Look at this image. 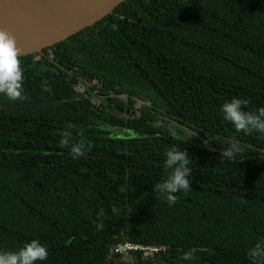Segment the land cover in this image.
<instances>
[{
    "label": "trees",
    "instance_id": "1",
    "mask_svg": "<svg viewBox=\"0 0 264 264\" xmlns=\"http://www.w3.org/2000/svg\"><path fill=\"white\" fill-rule=\"evenodd\" d=\"M17 60L23 98L0 94V250L37 240L47 258L36 264H110L130 243L169 264L187 251L264 264L248 256L264 248V134L235 131L220 111L242 99L264 121V0H124ZM173 146L189 183L168 193Z\"/></svg>",
    "mask_w": 264,
    "mask_h": 264
},
{
    "label": "water",
    "instance_id": "2",
    "mask_svg": "<svg viewBox=\"0 0 264 264\" xmlns=\"http://www.w3.org/2000/svg\"><path fill=\"white\" fill-rule=\"evenodd\" d=\"M124 0H0V31L17 57L40 51L93 25Z\"/></svg>",
    "mask_w": 264,
    "mask_h": 264
},
{
    "label": "clouds",
    "instance_id": "3",
    "mask_svg": "<svg viewBox=\"0 0 264 264\" xmlns=\"http://www.w3.org/2000/svg\"><path fill=\"white\" fill-rule=\"evenodd\" d=\"M23 79L21 69L17 60V49L14 39L4 31H0V94L8 100H16L23 98L21 96V82ZM247 105L246 100L232 98L230 102H225L221 105L220 111L223 118L232 123L235 131L244 130L245 133L250 131V128L257 129L258 132L264 134V121L259 117L246 114L240 110L241 105ZM259 116H264V108L257 109ZM185 135H190L185 133ZM237 145L223 151L222 156L228 157L230 160L233 151H240ZM73 152H78L77 148L72 149ZM264 154V151L261 152ZM166 167L172 168V165L178 162V166L172 169L168 181L163 185L168 193L175 192L178 188L182 191L188 188V176L190 169L185 165L189 164L187 153L177 151L173 146L167 151ZM157 187H160L158 184ZM168 204H173L176 197L168 194L164 197ZM248 256L264 257V248L257 244L254 248L249 249ZM47 258V250L37 240H31L25 243L16 251L0 250V264H36L37 261H44ZM255 264V262H254Z\"/></svg>",
    "mask_w": 264,
    "mask_h": 264
},
{
    "label": "rangeland",
    "instance_id": "4",
    "mask_svg": "<svg viewBox=\"0 0 264 264\" xmlns=\"http://www.w3.org/2000/svg\"><path fill=\"white\" fill-rule=\"evenodd\" d=\"M168 130L174 134L183 136L185 138L188 139H193L195 142H198L199 139L197 137V133L192 129V134H190V130L185 128L187 125L184 126L180 125L178 123L175 122H168ZM133 130H114V133L116 134H122L123 136H128V134H131ZM185 133H189L190 135H185ZM140 134V133H139ZM116 246H114L111 249V252L108 256V260L110 262V264H169V262L165 261L160 255H158V253H155L154 255H146L141 257V259H139V257H135L133 253H129L127 255L121 254L120 257H117L115 253V248ZM185 257H186V262L187 264H200L197 259L198 256L196 254L195 251H187L185 253ZM142 260V261H141ZM173 264H177V263H173Z\"/></svg>",
    "mask_w": 264,
    "mask_h": 264
},
{
    "label": "built area",
    "instance_id": "5",
    "mask_svg": "<svg viewBox=\"0 0 264 264\" xmlns=\"http://www.w3.org/2000/svg\"><path fill=\"white\" fill-rule=\"evenodd\" d=\"M115 252L127 255L129 253H136V251H141L143 256L146 255H154L158 252L159 248L157 247H148V246H141V245H132L130 243L118 244L114 248Z\"/></svg>",
    "mask_w": 264,
    "mask_h": 264
}]
</instances>
